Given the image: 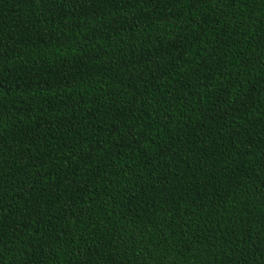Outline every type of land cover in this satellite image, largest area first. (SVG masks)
Instances as JSON below:
<instances>
[{
	"label": "trees",
	"instance_id": "1",
	"mask_svg": "<svg viewBox=\"0 0 264 264\" xmlns=\"http://www.w3.org/2000/svg\"><path fill=\"white\" fill-rule=\"evenodd\" d=\"M0 264H264V0H0Z\"/></svg>",
	"mask_w": 264,
	"mask_h": 264
}]
</instances>
